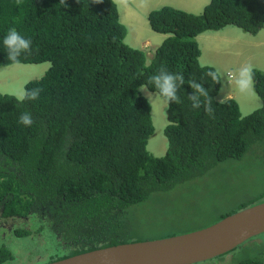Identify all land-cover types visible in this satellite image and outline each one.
Wrapping results in <instances>:
<instances>
[{
    "label": "trees",
    "instance_id": "obj_1",
    "mask_svg": "<svg viewBox=\"0 0 264 264\" xmlns=\"http://www.w3.org/2000/svg\"><path fill=\"white\" fill-rule=\"evenodd\" d=\"M147 20L153 32L167 36L148 65L142 50L124 43L127 30L112 0H65L64 6L60 0H0V67L13 65L2 43L10 28L32 41L20 64L50 63L42 78L26 83L42 89L39 99L20 103L0 93V214L29 217L37 233L64 248L63 256L43 264L181 235H146L138 227L150 214L148 206L160 208L162 197L170 200L186 185L214 182L224 165L250 170L258 160L259 168H251L259 183L237 190L235 205L218 221L264 202V107L242 116L236 100L219 103L221 83L204 77L214 68L200 65L195 40L227 26L257 34L264 28V0H210L200 15L164 6ZM161 64L183 73L186 82L203 78L215 111L209 116L203 107L192 109L186 98L192 90L182 85L183 103L166 109L165 154L155 157L146 149L154 133L151 106L137 89ZM255 81L264 101V72L255 70ZM24 111L33 117L30 127L18 123ZM32 235L22 229L7 233L0 264L14 261L11 239ZM262 243L246 247L253 252L237 264H264Z\"/></svg>",
    "mask_w": 264,
    "mask_h": 264
},
{
    "label": "rangeland",
    "instance_id": "obj_2",
    "mask_svg": "<svg viewBox=\"0 0 264 264\" xmlns=\"http://www.w3.org/2000/svg\"><path fill=\"white\" fill-rule=\"evenodd\" d=\"M122 16L120 22L127 30L124 43L131 48L138 49L139 43L153 37L154 44H160L164 39L161 34L153 32L148 24V14L156 9L169 6L193 15H200L210 0H118ZM117 6V4H116ZM200 48L199 63L219 70L223 79L216 100L234 99L239 105L242 116L250 114L260 108V100L256 96L241 94L230 73L245 63H251L255 70L264 72V28L257 34L251 35L234 26H227L218 31H208L195 38ZM146 64L154 57L155 51L147 49ZM50 68V63L40 64H13L0 67V93L14 96V93L26 83L39 80ZM151 106V120L154 133L150 137L147 151L161 157L165 154L167 141L163 134L168 125L167 105L159 98L140 92ZM15 97V96H14ZM244 166L232 164L224 165L222 171L214 176V182L206 180L200 184L186 185L185 191L176 193L173 197H162V206H148V212L142 227H138L147 235L148 232L160 234L159 231H171L176 234L189 233L199 230L206 225L214 224L218 217L233 203L237 190L247 189L250 184H258L259 177L254 169L259 168L258 160H254V169H244ZM257 181V182H256ZM195 186V190L193 187ZM182 189V188H181ZM250 196V195H249ZM157 221V226L154 224ZM159 223V224H158ZM3 231V230H1ZM7 236V234H6ZM8 238V236H7ZM242 247L228 253L219 259L207 260L206 264H237L240 260L249 257L253 242L263 244L264 233ZM257 245V244H256ZM10 251L14 261L7 264H43L51 257L63 256L64 251L57 249L54 237L37 233L36 239H11ZM257 245L256 248H260ZM62 249V248H60ZM26 255L31 259L25 260Z\"/></svg>",
    "mask_w": 264,
    "mask_h": 264
},
{
    "label": "water",
    "instance_id": "obj_3",
    "mask_svg": "<svg viewBox=\"0 0 264 264\" xmlns=\"http://www.w3.org/2000/svg\"><path fill=\"white\" fill-rule=\"evenodd\" d=\"M264 233V202L193 232L97 249L47 264H197Z\"/></svg>",
    "mask_w": 264,
    "mask_h": 264
},
{
    "label": "clouds",
    "instance_id": "obj_4",
    "mask_svg": "<svg viewBox=\"0 0 264 264\" xmlns=\"http://www.w3.org/2000/svg\"><path fill=\"white\" fill-rule=\"evenodd\" d=\"M19 2V0H17ZM102 0H94V3H101ZM60 4L65 5V0H60ZM3 46L7 51V60L10 64H20V57L23 54H31L32 41L31 39L22 36L15 28L8 29L6 36L3 38ZM236 85V88L241 94L256 96L257 100H261L255 92V69L251 63H245L230 73ZM204 77L209 78L214 84H220L223 79L222 73L217 69H212L204 72ZM187 84L191 94L186 95L192 109L203 107L204 112L209 115H214L213 100L210 97L209 89L204 87L203 78L198 81L195 78L185 81V77L181 72H171L165 64H161L156 72L148 76L144 84H140L137 91L144 92L148 95L159 97L167 106L170 103H183L179 92L181 86ZM154 90L150 92L149 90ZM42 89L39 87L29 89L26 85L19 88L15 93V99L20 102L34 101L39 99ZM223 99L219 101L221 103ZM264 107V101L260 105ZM18 123L24 127H30L34 123L30 112L24 111L18 118Z\"/></svg>",
    "mask_w": 264,
    "mask_h": 264
},
{
    "label": "flooded vegetation",
    "instance_id": "obj_5",
    "mask_svg": "<svg viewBox=\"0 0 264 264\" xmlns=\"http://www.w3.org/2000/svg\"><path fill=\"white\" fill-rule=\"evenodd\" d=\"M0 211H1V209H0ZM16 229L32 231L33 235L27 237L28 239H36V237H37L36 221L31 220L29 217L23 218V217H19V216L16 218H10V217L5 218V217H2V215L0 214V247H3L6 244V241H5L6 234L7 233L10 234L11 232H15ZM1 230H3V231H1ZM61 250H64V248H62ZM30 257H31V255H26L25 260L28 261L29 259H31Z\"/></svg>",
    "mask_w": 264,
    "mask_h": 264
},
{
    "label": "crops",
    "instance_id": "obj_6",
    "mask_svg": "<svg viewBox=\"0 0 264 264\" xmlns=\"http://www.w3.org/2000/svg\"><path fill=\"white\" fill-rule=\"evenodd\" d=\"M112 1H114V3L117 4V10H118V13H119V18H120V16H122L120 7L118 6V4L120 2L118 0H112ZM166 37H167L166 35H162V34L160 35V38H162V39H165ZM152 40H153V37L148 39V40L142 41V42L139 43V46H136V48H138L139 50H142L143 52H145V50H147L149 48L155 51L157 49V47H158V44H154L152 42Z\"/></svg>",
    "mask_w": 264,
    "mask_h": 264
}]
</instances>
